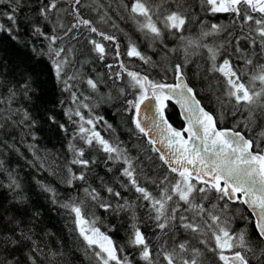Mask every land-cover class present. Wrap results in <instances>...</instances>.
I'll return each mask as SVG.
<instances>
[{
    "label": "snow or ice",
    "instance_id": "1",
    "mask_svg": "<svg viewBox=\"0 0 264 264\" xmlns=\"http://www.w3.org/2000/svg\"><path fill=\"white\" fill-rule=\"evenodd\" d=\"M200 4L203 11L212 15L229 14L231 24L203 25L198 40L188 39L184 63L172 64L168 54L177 49H169L167 37L182 33L193 19L188 0H130V7L124 0H119L117 9H123L127 15L117 19L130 20L135 30L149 42V47L158 46L164 52L166 65L162 61H153L151 56L141 51L137 40L124 33L109 15L111 5L105 7L99 0L88 3L85 0H37L36 6L30 8L32 15H24L29 7L26 0H8L0 7V18L6 17L10 22L7 25L0 23V32L16 40L21 23H25L33 37L47 42L46 53L43 51L45 45H42L39 55H47L52 74L64 85L62 90L70 92L71 101L76 105L75 109L65 111L69 121L77 125V131L68 143L72 159L65 165L62 182L69 188L77 181L82 182L85 185L82 189L84 196L69 197L60 202L54 188L43 184L40 188L51 195L53 204L70 214V231L82 241L90 264L93 261L94 264H139L140 261L158 264L161 257L166 264H204L200 259L203 256L200 249L191 247L187 240L177 242V233L181 229L194 239L204 237L199 243L221 264H264V131L250 136L258 126V119L264 117V63H260L264 59V0H200ZM85 9L96 13L99 19L86 17ZM101 25H111L113 31H105ZM237 26L239 35L234 34ZM229 28L231 30L227 31L224 43H201L204 38L215 37ZM116 33L127 37L126 53L122 52ZM81 39L100 61H106L110 55L113 57L115 63L106 64L109 79L115 82L127 76L125 86L118 89L115 99L123 97L124 111L131 115L135 131L147 138L148 148L158 154L162 165L166 166L167 173L163 177L144 174L140 158L131 156L123 142L118 138L106 139L97 130V125L103 124L110 132H115L103 116L90 115L86 118L80 111L81 108H88L91 113L97 105L85 103L84 100L89 97L81 100L83 94L73 90L75 84L72 82L83 81L93 92H98L103 82L102 77L94 79L86 76L82 70L86 62H80V68L75 67L73 57L81 53V48L77 47ZM180 39L183 41L185 37L181 35ZM193 45L207 50L211 67L206 71L219 73L224 78L223 96L228 99L225 102L223 96H217L219 111L206 110L184 71L191 55L189 49ZM33 51H37L36 48ZM125 54L129 58H138L148 69L159 66L165 76L171 72L175 83H167L163 78H150L148 70H130L122 59ZM218 58L222 62H218ZM69 68L73 69L70 75ZM115 68L119 71H113ZM249 73L250 79L246 83L244 78ZM256 81H259V88L255 86ZM34 83L31 77L24 78L7 89L6 100L0 97V103L8 105L5 111H0V133L3 136L11 134L6 131L9 127L23 126L29 130L32 139H36L35 133L31 132L36 120L26 108L12 107L17 97L32 99L36 91ZM129 95L133 98L128 99ZM100 99L104 101L105 98ZM107 99L114 97L109 95ZM172 100L182 109L181 115L186 124L182 129L173 127L166 115L167 102ZM74 116L79 120H73ZM48 119L57 123L55 116ZM229 120L234 121L232 127L226 126ZM58 126L67 132L64 124ZM77 139L86 147H78L74 143ZM0 146L13 147L3 138H0ZM86 148H94L104 156L86 159ZM29 150L36 154L34 145H30ZM101 160L107 172L114 175V168L108 165L120 166L116 169L119 178L115 182L100 176L92 177L93 168ZM76 166L79 170H75ZM2 168L3 162L0 161ZM53 174H57L55 169ZM90 177L99 179V185L94 187L89 183ZM142 177L159 190L158 196L142 186ZM121 178H126V182ZM8 181L6 186L16 194L15 203L26 205L27 197L20 195L21 184L11 171L8 172ZM116 185L125 191L134 190L139 194L137 201H129ZM104 192L111 199L123 202L117 203L114 208L111 200L104 197ZM140 200L146 202L149 209L147 219L157 230L158 248L150 244L149 238L136 223L134 209L140 206ZM233 205L241 207L233 210ZM90 206L111 212L133 210L126 245L118 244L107 232L101 231L97 226L100 218L90 211ZM244 207L250 210L251 216L245 214ZM39 216V211H34L29 222ZM236 218L251 221L253 231L250 233L247 227L239 231L233 229ZM3 220L4 216L0 214V221ZM22 223L15 216L8 217L6 225L12 227L0 242L5 245L4 252H8V244L13 246V251L23 248L28 251L21 258L11 253L0 255V264H38L37 253L42 249L32 230L21 227ZM129 248L138 251V259L128 251ZM62 255L52 252L53 257Z\"/></svg>",
    "mask_w": 264,
    "mask_h": 264
},
{
    "label": "trees",
    "instance_id": "2",
    "mask_svg": "<svg viewBox=\"0 0 264 264\" xmlns=\"http://www.w3.org/2000/svg\"><path fill=\"white\" fill-rule=\"evenodd\" d=\"M8 0H0V7L6 4ZM86 3L90 0H85ZM105 7L111 5V11L109 15L119 24V27L123 29L124 33L132 36L134 40H137L141 51L146 55L151 56L153 61H164V52L159 50L158 46L149 47V42L145 41L143 34L135 30L134 24L127 19L119 20L118 16H126L127 13L123 9H117L119 0H99ZM159 2V0H156ZM29 7L25 9L24 15H32L30 8H33L37 4V0H26ZM124 3L129 4L130 0H124ZM191 5L190 11L193 19L187 24V27L182 33H176L175 35L169 34L167 37V43L169 49H177L175 52H169L168 59L172 64L184 63L185 58V46L187 45L188 39L196 41L200 37V31L203 25L210 27L213 23H223L225 25L231 24L232 17L227 13H218L212 15L210 12L203 11L201 8L200 0H188ZM7 10V9H5ZM86 17H90L98 20L99 17L96 13L85 9ZM23 21V15H21ZM201 21L202 23H197ZM0 23L8 24L6 17L0 18ZM105 31H113L111 25H101ZM46 31L48 29H45ZM231 28L226 29L225 32L218 34L215 37L204 38L201 43L207 44H222L227 39V31ZM121 44L122 52L127 51V37L123 33H116ZM235 35H239V26H237ZM183 35L185 40H181L180 36ZM46 41L36 39L32 36L30 27L25 23H21L19 28V35L16 40H13L7 33L0 32V81H6V83H0V97L7 98V89L12 87L17 82H22L24 78L31 77L35 83L33 87L36 89L32 95V99L24 100L17 97V100L12 104L13 108L20 107L26 108L31 114L32 118L36 120V125L31 129L32 133H35L36 139H32V135L26 127H9L6 129L10 135L3 136L0 133V138H3L9 145L13 147H2L0 146V161L3 162V168L0 169V214L4 216V220L0 221V240L9 234V229L12 225H6L7 218L15 216L17 220L22 221L21 227L31 229L34 233V239L40 245L42 251L37 253L38 264H90L89 258L83 251V243L76 235V233L70 231L71 227V216L63 208H60L57 204L51 202V195L41 190L40 185H48L56 190L58 200L64 202L69 197H80L83 198V187L85 186L82 182L77 181L76 185L69 188L66 183L62 182V177L65 171V165L67 161L72 159V153L68 149L69 140L72 139V134L77 131V125L69 121L68 116L65 115V111L68 108H76V105L71 101L70 92L63 91L64 85L59 83L55 76L51 72L50 61L47 55H39L42 45L43 51L46 53ZM72 43H75L73 41ZM81 48V53L73 57L76 68L81 67L80 62H86L83 65V72L86 76H91L96 79L102 77L103 82L99 85L98 92H93L88 88L87 84L83 81H73L75 84L74 91L82 93L80 96L81 100L84 97L89 99L84 100L85 103L90 105L95 104L96 107L90 110L88 108H81L82 114L88 118L91 116H103L109 124L113 126L115 132H110L105 128L103 124L97 125V130L106 139L118 138L119 141L123 142L124 147L129 150V154L133 157H139L141 164L140 166L144 170V174L150 177H163L167 173L166 166L162 165L159 160L158 154L152 153L150 148L147 146V138L138 134L134 126L131 124V115L124 111L125 104L123 97L115 99L120 87H124L127 81V76H124L123 80L113 81L108 78V69L106 64L115 63L113 57L110 55L106 61H100L96 58L94 53L89 52V46L84 44L83 39L77 45ZM36 48L37 51H33ZM114 51V46H113ZM229 51H232L229 48ZM189 52L191 55L188 58L187 64L184 66V71L190 82V86H194L198 92L197 99L201 100L202 105L209 111H219V103L217 96H223L224 91V78L219 73H211L206 69L211 67V63L207 58L206 49H197L193 45ZM155 53V54H154ZM122 59L129 67L130 70L140 71L148 70L150 72V78L154 79H165L166 82L173 80L174 76L171 72L167 75L161 71L158 66L155 69H148L147 65H144L138 58H129L122 56ZM218 62H222L218 58ZM235 62V61H234ZM264 63V59L260 61ZM73 71L72 68L68 69L69 75ZM113 71H119L118 68ZM251 73L246 75L244 81L250 79ZM257 88L260 87L259 81L255 82ZM111 95L114 97L112 100H108L107 97ZM101 97H104V101H101ZM128 99L133 97L129 95ZM225 102L227 97L223 96ZM63 101L64 103H61ZM166 115L169 122L175 127H181L182 122L178 116L177 110L171 101L167 102ZM8 105L6 103H0V111H5ZM244 115H247L245 111ZM49 116H55L57 123H51ZM239 118V117H238ZM19 119V117H17ZM73 120L78 121V117H73ZM234 121L229 120L226 124L227 127H232ZM59 124H64L67 128V132L59 128ZM86 127H88L86 125ZM241 129L243 125L240 126ZM131 129V131H130ZM264 131V117L258 119V126L255 127L254 132L250 136H256L259 132ZM74 143L78 147H86L80 140H75ZM30 145L35 146V155L33 151H30ZM18 149V151H17ZM147 149V151H145ZM103 153H98L94 148H86V159H92L93 157L101 158ZM39 157L40 159H37ZM43 163V167L41 164ZM108 167L114 168V173L107 172V167L101 160L98 166L93 168L92 177L100 176L104 177L105 180H113L119 178V172L116 171L119 165L113 166L111 164ZM55 169L57 174H53ZM75 170H79L76 166ZM18 179L21 184L20 192L21 196L27 197V204L20 205L15 203L16 194L10 190L6 185L8 184V172ZM124 179L126 182V178ZM89 183L94 187L98 186L99 179H93L90 177ZM142 186L148 187L149 191L154 195H159V190L152 185L150 182H145L143 177L141 178ZM118 191L129 199L131 202H136L139 194L135 193L134 190L125 191L116 185ZM106 199H110L113 207L118 201L108 197L106 192L103 193ZM215 201L213 200V203ZM140 206L134 209L136 216V223L140 226L141 231L149 238V242L153 247L158 248L159 244L156 240L157 230L154 228L153 222L148 220L149 209L145 201H139ZM233 210L240 208V205H233ZM6 210V211H5ZM39 211L40 216L36 220H31L32 213ZM90 211L95 213V216L100 218L97 226L101 228V231L107 232L115 242L121 245H126L128 235L130 234V225L132 223L133 210H126L120 212L105 211L100 208H92ZM243 211L246 215L251 216L244 207ZM233 229L239 231L240 228L247 227V230L251 233L253 231V224L251 221H242L239 218L233 220ZM48 233L49 235H46ZM204 237L193 238L190 234L185 233L182 229L177 233V242L187 240L191 247H196L201 250L203 256L200 259L204 264H221L218 258L211 252L205 250L204 245L200 244L199 241ZM46 246V247H45ZM214 246V245H212ZM5 245L0 242V255H8L11 253L16 258H21L28 251L27 248L17 249L13 251L11 244L7 245L8 252H4L3 248ZM138 259V251L131 248L128 249ZM52 252L62 253V256H52ZM189 256L191 251H189ZM94 264V261L92 262ZM139 264H144L140 261ZM158 264H166L162 260V257Z\"/></svg>",
    "mask_w": 264,
    "mask_h": 264
},
{
    "label": "water",
    "instance_id": "3",
    "mask_svg": "<svg viewBox=\"0 0 264 264\" xmlns=\"http://www.w3.org/2000/svg\"><path fill=\"white\" fill-rule=\"evenodd\" d=\"M167 83H175V78H173L172 81L167 82ZM171 102L174 104V106H175V108H176V110H177L178 116H179V118H180V120H181V122H182L181 127H175V126H173V127L178 128V129H182L183 127L186 126L185 121H184V119H183V116L181 115L182 109L180 108V105L177 104V103L175 102V100H172ZM245 208H246V207H245ZM246 210H247V211L249 212V214L251 215L250 210H248L247 208H246ZM253 219H254V218H253Z\"/></svg>",
    "mask_w": 264,
    "mask_h": 264
}]
</instances>
